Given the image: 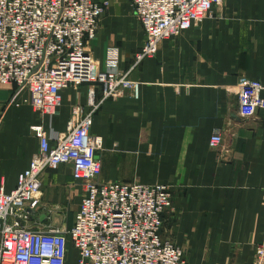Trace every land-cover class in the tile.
<instances>
[{"label":"crops","instance_id":"1","mask_svg":"<svg viewBox=\"0 0 264 264\" xmlns=\"http://www.w3.org/2000/svg\"><path fill=\"white\" fill-rule=\"evenodd\" d=\"M93 1L109 3L92 42L95 59L102 69L115 61L139 83L138 97L104 102L93 117L91 132L104 139L97 182L170 187L163 234L186 264H254L264 243V112L241 119L237 85L248 78L264 86V0H224L140 63L145 32L129 0ZM92 94L102 99L97 85L64 90L51 120L23 103L24 90L0 84V189L12 192L39 151L33 128L65 134L74 108H87ZM216 130L224 138L218 151L209 147ZM42 179L40 204L24 224L70 229L84 195L72 166ZM76 261L71 251L68 264Z\"/></svg>","mask_w":264,"mask_h":264},{"label":"built area","instance_id":"2","mask_svg":"<svg viewBox=\"0 0 264 264\" xmlns=\"http://www.w3.org/2000/svg\"><path fill=\"white\" fill-rule=\"evenodd\" d=\"M223 1L129 0L145 32L137 63L156 56L163 41L202 23ZM108 7L93 0H0V84L24 90L23 103L51 120L64 90L92 84L102 92L100 101L92 94L87 108H74L65 134L33 128L39 151L12 192L0 189V264H68L71 251L76 264H186L184 250L163 234L164 216L173 207L170 187L97 182L104 139L92 134L93 117L104 102L139 92V83L115 61L102 69L94 57L92 42ZM237 90L238 116L257 119L264 112L263 84L241 78ZM223 143L216 130L209 147L218 151ZM62 165L72 166L84 190L72 227H28L24 222L40 204L43 174ZM254 264H264V243Z\"/></svg>","mask_w":264,"mask_h":264}]
</instances>
